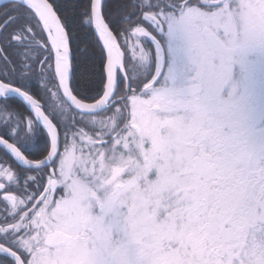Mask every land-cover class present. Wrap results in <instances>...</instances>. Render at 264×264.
Instances as JSON below:
<instances>
[{
	"label": "snow or ice",
	"instance_id": "obj_1",
	"mask_svg": "<svg viewBox=\"0 0 264 264\" xmlns=\"http://www.w3.org/2000/svg\"><path fill=\"white\" fill-rule=\"evenodd\" d=\"M0 264H264V0H0Z\"/></svg>",
	"mask_w": 264,
	"mask_h": 264
}]
</instances>
